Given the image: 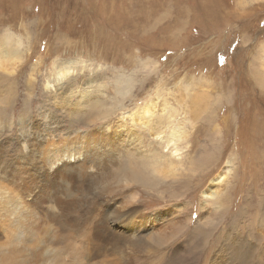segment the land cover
Listing matches in <instances>:
<instances>
[{
    "label": "rangeland",
    "instance_id": "rangeland-1",
    "mask_svg": "<svg viewBox=\"0 0 264 264\" xmlns=\"http://www.w3.org/2000/svg\"><path fill=\"white\" fill-rule=\"evenodd\" d=\"M8 36L19 41L21 58L14 69L0 57V108L7 106L2 131L16 139L25 104H34L27 111L35 115L37 104L51 103L45 88L59 63L75 66L61 86L78 79L66 97L100 83L115 102L114 73L132 74L136 85L123 98V109L147 102L161 110L168 104L176 114L170 130L179 122L188 130L191 152L170 157L175 179L142 195L149 208L169 204L173 192L190 202L177 227V242L187 255L178 263L200 264L219 248L229 253V245L220 246L228 239L241 240L243 253L249 249L245 264H264V0H0V46L6 47ZM11 104L17 105L14 111ZM82 109L79 120H71L81 130L94 115ZM254 121H260L259 129ZM170 130L164 127L165 134ZM155 146L168 157L171 148ZM220 157L222 166L230 161V172L215 184L219 202L211 205L209 218L198 222L206 203L193 189L184 199L186 186H198L204 165Z\"/></svg>",
    "mask_w": 264,
    "mask_h": 264
},
{
    "label": "bare ground",
    "instance_id": "bare-ground-1",
    "mask_svg": "<svg viewBox=\"0 0 264 264\" xmlns=\"http://www.w3.org/2000/svg\"><path fill=\"white\" fill-rule=\"evenodd\" d=\"M11 39L8 36L6 47L0 46V57L12 62L15 69L21 53L19 41ZM57 66L45 88L51 103L45 106L41 101L35 115L27 111L33 110L34 104H25L26 112L19 115L14 130L16 139L0 125V264H177L186 247L177 242V227L191 208L190 202H183L173 192L169 204L149 208L142 195L144 190L162 188L164 182L177 176L171 155H180L182 149L187 153L192 150L186 125L179 122L170 130L175 111H170L168 104L161 110L147 102L123 109V98L136 85L134 76L125 71L114 73L115 102L100 83L66 97L78 79H68L65 86L60 79L72 77L75 66ZM67 102L73 105L66 107ZM16 106L11 104L12 111ZM84 106L94 115L83 122L89 127L81 130L71 120H79L76 115ZM6 108H0V123H4ZM116 114L119 117H114ZM64 118L69 121H62ZM230 122L231 127L235 118ZM260 125V121H254L256 128ZM166 126L170 130L167 134ZM156 144L171 148L168 157L153 148ZM221 158L204 165L197 189L186 186L184 199L189 200L193 189L206 203L199 209L198 222L209 218L211 205L219 202L215 184L230 172V161L222 166ZM238 243L241 240L231 243L227 239L220 246L229 245V253L219 248L217 254L200 264H245L249 249L244 254Z\"/></svg>",
    "mask_w": 264,
    "mask_h": 264
}]
</instances>
